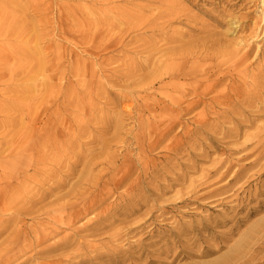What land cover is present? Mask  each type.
I'll list each match as a JSON object with an SVG mask.
<instances>
[{"label":"rangeland","instance_id":"obj_1","mask_svg":"<svg viewBox=\"0 0 264 264\" xmlns=\"http://www.w3.org/2000/svg\"><path fill=\"white\" fill-rule=\"evenodd\" d=\"M56 1L60 3L59 10ZM0 5L3 6L0 8V40L5 39L6 33L7 36L11 35L16 20L25 15L37 18L36 29L45 37L40 40L42 56L45 58L43 70L42 62L35 55L34 50L29 48L25 50L24 46L14 41L15 37L10 36L11 42L2 40L0 42V200L10 191L4 188L6 183L13 176H17L19 171L26 168L32 170L30 163L35 159L41 158L48 164L47 168L39 170L40 177L53 174L56 176L55 179H58V172L67 170L66 164L71 162L76 163L71 180L79 178L78 171L79 166H83L82 160L85 157L98 156L99 151L95 150L100 147L101 135L118 146L119 151L115 159L119 162L125 158H132L134 161L140 158L143 162L158 163V168L155 170H160L163 165H169L163 162L162 149L169 144H183L180 141L182 139L189 152L193 154L205 153L208 150L211 152V158H199L200 166L209 168L213 165L212 158H219L225 152L216 149V146L228 141V137L223 138L226 129L233 128L237 124L229 117L234 115L238 119L243 118L242 115L233 113L235 109L237 112L246 110L252 115H261L252 126L245 127L244 131L253 132L257 125L264 123V109L256 111L255 107H252L254 104L249 101L242 103L235 101L236 104L229 107L227 104L230 102L227 100L230 95H214L217 92L233 93V90H239L241 93H247L239 96L248 98L249 94L257 95L260 92L264 98V73H262L264 55L255 61L250 59L238 65L237 69L234 66L236 59L231 57L228 50L214 59L194 61L190 65H195L194 68L197 70L216 69L217 73L230 70L236 75L248 73L249 76L246 81L239 80L236 83H232L228 77L218 86L217 91L210 95H185L180 105L167 97L173 96L179 99V92L172 87L160 92L154 88L133 87L139 81L137 74L146 73V68L155 62L159 60L179 62L181 58L178 56V59L171 58L177 52L174 50L176 45L201 43L203 38L210 40L214 37L215 32H219L220 35L217 36L229 44L235 43L238 36L248 35L249 30L237 34L227 31L229 14L240 18L244 13H249L250 18L245 24L250 28L253 26L252 20L261 17L262 0H0ZM46 6H51V9L46 11L44 9ZM59 17L63 26L61 34H57L55 30L57 23L60 22ZM169 18L172 19L169 26L165 27L167 25L165 24L158 27L163 20ZM36 29L34 31H37ZM14 34L20 36L16 31ZM180 34L186 38L185 41L174 42V38ZM257 43L264 47V38L257 40ZM152 45L167 49L165 51L157 49L155 55L151 54V57L147 50ZM168 55L173 56L167 57ZM163 80L170 81V78L165 77ZM174 81L176 84H184L187 80L176 78ZM160 84L161 82L155 85ZM170 90L176 91V95H164ZM199 97L203 102L190 107L189 105ZM214 97L227 104L213 102L211 99ZM146 104L150 106V110L144 109ZM127 107L131 108L130 115ZM154 117L159 118V126L149 121ZM169 123L173 124V130L163 135ZM154 126L161 129L156 131L157 134L150 131ZM119 139H124V145L117 143ZM138 140L140 143L137 145ZM244 140L243 136L236 142L241 143ZM55 144L58 146L57 149ZM141 144H157V146L152 150L145 149L141 154L138 149ZM236 156L231 157L236 158ZM253 156L254 154L250 153L241 162L250 160ZM75 158H78V161L74 162ZM189 158L194 159V156L184 153L177 161L185 163L189 162ZM102 165H98L95 169L98 170ZM51 166L55 167V171ZM179 166V164L168 166L161 171L160 176L165 174L172 177ZM262 169H264V158L248 171V175L256 174ZM4 173L7 181L2 180ZM114 173L117 178H121L124 174L123 168L118 167ZM202 174L200 170L190 173L189 176L194 179ZM135 176L136 174L133 178ZM128 183L122 185L119 191L125 189ZM255 183L256 181L253 182ZM189 184L188 180L178 186L180 189H185ZM175 191L176 189L164 197L174 195ZM31 192L38 193L39 190ZM27 194L29 193L26 190L19 192L20 196ZM230 198L222 200V197H215L216 200L211 202L201 201L203 206L200 207L196 204L183 205L175 208L174 212L165 213L164 217L155 218L154 223L151 221L152 225L148 222L146 231L149 227H153L152 239L158 240L162 237L155 246L179 234L185 237L180 230L182 226L190 230L185 238L191 240L198 236L206 241L191 250L197 254L192 258L181 256L173 260L176 253L172 251L169 258L163 256L151 263H146L145 259V264L207 262L225 264L230 250L237 241L249 236L252 227L264 218V210L253 214L241 222L232 237L231 235L225 237L224 231L231 222L224 226L214 225V221L232 218V210L229 206H234L236 203ZM109 200L96 211L82 218L80 222L86 221L92 214L103 209L110 202ZM222 202L226 205L220 204ZM14 209L16 207L12 206L10 212L12 213ZM144 210L145 208L131 218L140 217ZM243 216L244 212H241L237 218ZM8 217L7 212L0 214V218ZM44 220L46 219L26 218L25 221L29 224ZM202 227L207 229H201ZM13 228V225H10L3 237L10 235ZM141 234L138 233L134 238L138 239ZM125 238L119 240L121 244L127 243L133 237ZM55 239V237L50 238L44 245H50ZM178 245L180 249L187 243L181 241ZM74 248L75 244L65 250L48 254H36L35 250L27 249L23 252L24 255L11 264H19L27 257L30 260L24 264H36L39 261L44 264H55L58 261L56 256ZM203 249L209 251L200 255ZM137 254V252L129 253L133 256ZM260 255L262 253H258V256ZM141 263V260L134 262V264Z\"/></svg>","mask_w":264,"mask_h":264},{"label":"bare ground","instance_id":"obj_2","mask_svg":"<svg viewBox=\"0 0 264 264\" xmlns=\"http://www.w3.org/2000/svg\"><path fill=\"white\" fill-rule=\"evenodd\" d=\"M262 2L261 17L258 20H252L253 26L250 28H247L245 24L250 18L249 13H244L240 18L229 14V20L226 24L228 27L227 31L237 34L249 30L248 35L238 36V40L235 43L229 44L217 36L220 35L219 32H215V36L210 40L203 38L201 43L196 42L194 45H189L190 43L176 45L174 50L177 52L175 55H168L167 57L173 56L171 58L177 59L179 57L181 58L179 62L170 63L163 60L155 62L152 66L146 68V73L137 74L139 81L133 87L154 88L157 92L172 87L179 92L180 97L179 99L173 96L167 97L172 102L180 105L185 95L199 96L215 93L218 86L223 84L228 77L232 83H236L239 80L246 81L249 76L248 73L236 75L230 70L219 73L216 72V69L197 70L194 68L195 65L190 64L196 60L214 59L228 50L231 57L236 59L234 66L237 69L238 65L250 59L255 61V59L263 56L264 47L257 43V40L264 38V0ZM56 3H58L57 10H59L60 3L58 1ZM2 7L0 5V8ZM44 9L48 11L51 6H46ZM60 17L58 21H60ZM171 20V18L163 20L158 27H162L165 24H167L165 27L169 26ZM35 21H37V18L34 16L25 15L21 18L19 17L16 20V25L12 26L11 35L7 36L6 33L4 34L6 35L5 39L1 40L11 42L10 36L15 37L14 41L24 46L25 50L28 48L29 50H34L35 55L42 62L41 69L43 70L45 58L42 56L40 44L42 38L45 37L36 29ZM34 29L37 31H34ZM32 30L33 32H31ZM55 30L57 34L62 33L63 26L61 21L57 23ZM14 31L18 32L20 36H15ZM20 37L22 38L18 41ZM86 39L89 40L88 38ZM185 39L180 34L174 38V42H184ZM157 49L165 51L167 48L152 45L147 50L150 53L148 55L152 57ZM5 59L7 58L5 57ZM262 73L264 72L262 71ZM165 77H169L170 81L164 82L163 79ZM176 78H183L187 81L184 84H176L174 81ZM159 82L161 84L156 86L155 84ZM233 89L231 88V90ZM176 91L170 90L164 95H176ZM214 95H230L227 100L230 102L228 104L217 97L211 99L213 102L227 104L229 107H233L236 104L235 101H240L239 103L249 101L254 104L252 107H255L256 111L259 112L264 109V98H262L260 92L257 95L255 93L249 94L248 98L239 96L247 95V93H241L239 90H233V93L217 92ZM253 95L254 97L252 98ZM242 99H245V101H241ZM201 102L203 100L199 97L189 106L194 107ZM129 107H127V110L130 115L132 112ZM144 109L150 110V106L146 104ZM233 113L240 114L243 118L238 119L234 115L229 117L231 121H236L237 124L233 128L226 129L223 138L228 137V141L216 146V149L225 150V152L219 158L213 157V165L209 168L200 166L199 158H211V152L208 150L205 153L193 154L189 152L182 139L180 141L183 144H169L162 149V152L164 151L162 155L164 158L163 162L169 165H163L160 170H155L158 168V163L143 162L140 158L138 161H134L132 158H125L122 162H119L115 159L119 151L118 146L113 145L112 141H107L104 135L99 137V149H93L99 151L98 156L93 158L85 157L82 160L83 166H79L78 171L79 178L74 181L71 178L74 175L76 163L67 162V170L59 171L58 169L59 178L55 179L56 176H53V174L38 176L39 170L47 168L48 164L41 158L33 160L30 163L32 170L26 168L19 171L17 176H13L4 186L7 191H10L5 193L0 200V214L7 212L9 217L6 219L0 218V264L14 263L15 260L24 255L23 252L27 249L35 250L36 254H48L53 251L55 253L65 250L73 244H75L73 250L67 253H60L55 257L58 260L55 264H102L106 263L105 261L111 264H134L138 260L142 261L141 264H145V259L146 263H151L156 262V259L163 256L169 258L172 251L176 253L173 260L181 256L192 258L197 254L191 250L202 245L206 239H201L198 236L191 240L190 238H185L190 230L186 226H182L180 230L183 231V236L185 237H181L179 234L172 237L171 240H163L161 245L155 246L161 241L162 237H159L158 240L152 239L154 235L153 227H149L146 231L147 223L150 222L149 224H151L155 218L164 217L165 213L174 212L177 207L189 204H196L197 207H200L203 206L201 201L207 200L211 202L216 200L215 197H222V200L231 197V201L236 203L234 206H229L232 210V218L214 221V225L221 224L224 226L229 225L231 222L227 227L228 229L224 232H226L225 237L230 235L232 237L235 229L242 224L241 222L264 210V169L256 172V174L248 175V171L264 158V123L257 125L256 130L249 133L244 131L245 127L252 126L261 115H252L250 111L246 110L237 112L236 109ZM149 121L159 126V118H150ZM246 122L249 124L245 125ZM172 125L168 124L166 130L163 131V133L166 131L163 135L171 131ZM152 128L154 129L150 131L154 132V134H157V130H161L155 126ZM243 136L245 137L244 141L241 143L236 142ZM117 143L124 145V139H119ZM139 143L140 140L137 141V145ZM156 146L157 144H141L138 149L142 154L145 149L152 150ZM57 148L58 146L55 144V149ZM184 153H190V156H194V159L189 158V162L179 163L177 159L179 157L182 158ZM250 153L254 154L253 158L241 162ZM232 155L237 156L232 158ZM73 161H78V158ZM100 164H103L102 167L96 170L95 168ZM142 164L144 166H141ZM178 164L180 166L172 177L165 174L160 176L163 169ZM118 167L123 168L124 171L121 178H117L114 173V170ZM51 168L55 171L54 166H51ZM200 170L203 172L199 177L200 179H193L189 176L190 173ZM135 174L136 176L133 178ZM255 176H257L256 179H253ZM245 177L247 178L241 182ZM2 180L7 181L5 173L2 175ZM188 180L190 182L189 186L185 189H180L178 185H182ZM254 181H256L255 184H253ZM126 182H129L127 187L119 191ZM215 183H218L217 186H213ZM175 189L174 195L164 197ZM21 190H26L29 194L20 196L19 192ZM34 190H39V192H31ZM107 200L110 202L103 209L92 214L86 221L80 222L82 218L96 211ZM220 204L226 205L223 202ZM12 206L16 207V209L11 213L10 209H12ZM143 208L145 210L140 217L131 218ZM241 212H244V216L237 218V215ZM157 213L159 214L155 216ZM26 218L46 220L28 224L25 221ZM10 225L14 227L11 234L3 237ZM201 229L207 228L202 227ZM251 230L249 236L237 241L230 250L229 258L225 261V264H264V218L257 221L256 226H253ZM138 233L142 234L138 239H135L134 237ZM169 236L171 237V234ZM52 237L56 239L50 245H44ZM123 237L133 238L124 243L127 245L125 246L119 241ZM181 241L186 242L187 245L181 246L179 249L178 244ZM255 245L258 246L253 248ZM37 247L38 250H36ZM250 250L251 252H249ZM208 251V249H203L199 254L202 255ZM131 252H137L138 254L134 255L136 256L134 257L129 255ZM258 253H262V255L258 256ZM29 260L27 257L19 264H24ZM36 264H44V262L39 261Z\"/></svg>","mask_w":264,"mask_h":264}]
</instances>
